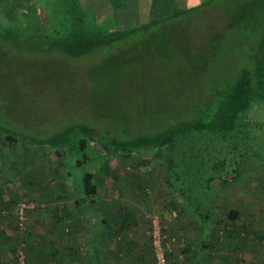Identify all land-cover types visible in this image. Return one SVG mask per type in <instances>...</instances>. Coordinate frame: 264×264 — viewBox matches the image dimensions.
Here are the masks:
<instances>
[{"label":"rangeland","instance_id":"1","mask_svg":"<svg viewBox=\"0 0 264 264\" xmlns=\"http://www.w3.org/2000/svg\"><path fill=\"white\" fill-rule=\"evenodd\" d=\"M26 1L0 0V23L21 19ZM38 2L41 14L43 1ZM22 21L34 26L38 20ZM172 22L164 24L160 38L150 29L81 57L0 45V117L13 120L17 129L47 133L73 120L116 128L115 117L121 126L128 122L133 128L189 108L215 82L239 71L254 34L262 27L264 31V0H212ZM107 65L116 70L105 71ZM249 114L250 126H257L250 133L253 148L243 154L237 179L228 172L229 182L210 183L202 215L169 184V145L142 154L109 152L91 141L81 167L94 171L105 209L141 214L135 228L144 229L138 237L152 251L155 264L154 223L165 239L175 237L166 252L168 264L173 244L185 240L229 243L238 260L248 255L244 247L249 245L264 258V102L255 103ZM221 143L218 155L227 150ZM81 167L74 155L58 156L49 146L0 138V211L5 215L0 220V264H82L85 248L78 215L87 209L75 203ZM22 200L33 206L19 223ZM229 207L241 211L235 222L223 211ZM56 213L63 219L57 221ZM181 225L187 230L185 240L178 233ZM21 251L24 263L17 257Z\"/></svg>","mask_w":264,"mask_h":264},{"label":"trees","instance_id":"2","mask_svg":"<svg viewBox=\"0 0 264 264\" xmlns=\"http://www.w3.org/2000/svg\"><path fill=\"white\" fill-rule=\"evenodd\" d=\"M38 1L27 0L24 3L21 19L17 16L9 24L0 23V45L52 55L86 56L95 49L107 48L130 35L136 36L150 29L154 35L159 33L160 38L164 24L171 20L177 23L212 0H148V4H144L145 0H42L41 14ZM22 18L38 21L34 26L30 23L25 26ZM262 28L260 33L254 34L256 39L239 71L215 82L211 85V92L189 108L173 110L166 117L133 128L128 122L121 126L119 118L115 117L116 128L105 129L100 121L73 120L59 130L47 133L17 129L13 120L5 116L0 117V138L9 143L21 141L24 146H49L64 158L74 155L75 164L79 167L89 157L87 148L91 141L103 145L109 152L142 154L155 147L169 145V184L187 199L194 212L200 210L208 202L210 183L213 180L223 184L229 182L228 172L237 179L243 154L253 148L249 143L253 139L250 133L257 126H250L249 111L255 103L264 102ZM208 59L213 60V57L208 56ZM203 61L204 68L207 63L205 59ZM104 69L116 70L113 65ZM219 141H222L221 146L227 147L221 155H218L222 153L217 144ZM250 153L257 155L256 151ZM79 179L76 205L83 202L85 195L97 192L92 169L81 167ZM223 211L233 222L241 213L236 207ZM4 216L0 211V220Z\"/></svg>","mask_w":264,"mask_h":264},{"label":"crops","instance_id":"3","mask_svg":"<svg viewBox=\"0 0 264 264\" xmlns=\"http://www.w3.org/2000/svg\"><path fill=\"white\" fill-rule=\"evenodd\" d=\"M91 196L92 199L85 200L84 197L83 202L77 205L87 209L81 212L80 217L78 215L85 248L82 264H155L152 251L149 247L146 248V243L138 237L139 232L143 234L144 229L135 228L139 221L137 217L141 214L138 215V211L135 215L131 212H112L105 209L98 185L96 194ZM198 212L200 210L195 211ZM203 212L204 210L200 215ZM56 217L57 221L63 219L58 214ZM178 233L183 235L184 240L188 238L185 227L179 228ZM233 247L229 243L185 240L182 244H173L169 264H264L259 249L246 245L244 248L249 251L248 255L238 260L233 255ZM57 250L60 254L59 249ZM73 262L67 261V264Z\"/></svg>","mask_w":264,"mask_h":264},{"label":"built area","instance_id":"4","mask_svg":"<svg viewBox=\"0 0 264 264\" xmlns=\"http://www.w3.org/2000/svg\"><path fill=\"white\" fill-rule=\"evenodd\" d=\"M33 204L30 201L22 200L18 203L17 206V216L19 223L23 222L26 217V213L31 208ZM155 229L153 231V252L155 255L156 264H168L167 254L168 250H171V243L175 240L174 236H168L165 239V235L162 232L163 230L154 223ZM18 260L20 263H24V254L21 251L20 254H17Z\"/></svg>","mask_w":264,"mask_h":264}]
</instances>
